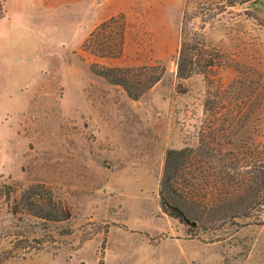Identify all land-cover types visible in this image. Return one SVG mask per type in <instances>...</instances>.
<instances>
[{"label":"rangeland","instance_id":"1","mask_svg":"<svg viewBox=\"0 0 264 264\" xmlns=\"http://www.w3.org/2000/svg\"><path fill=\"white\" fill-rule=\"evenodd\" d=\"M232 1L10 3L29 35L0 67V264H264V207L249 203L264 176V0ZM112 17L123 52L101 57L118 25L84 44ZM183 20L194 65L182 79ZM145 66L162 78L136 100L101 75ZM187 148L184 222L160 190L167 152ZM37 184L68 220L25 209Z\"/></svg>","mask_w":264,"mask_h":264},{"label":"trees","instance_id":"2","mask_svg":"<svg viewBox=\"0 0 264 264\" xmlns=\"http://www.w3.org/2000/svg\"><path fill=\"white\" fill-rule=\"evenodd\" d=\"M253 0H233L228 6H235L236 4L242 5L244 3ZM4 2L5 0H0V18L4 16ZM122 18V17H119ZM118 25L119 28L114 35H111L110 39L106 44L98 43L96 51H100L98 56L101 57H118L123 52L124 39H125V25L119 22L118 17H112L109 20L104 21L96 31H94L89 39L86 40L84 46L90 44V40H93L99 34V31L108 29L110 27ZM190 33L188 32L185 20L182 22V47L179 52V62H178V77L187 78L193 71V59L190 56V44L188 42ZM95 50V48H94ZM158 67L155 66H145L141 68H115L106 69L102 72V76L108 79L112 84L121 85L128 92L129 96L136 100L156 85L162 78V74L156 72ZM164 68L161 69V71ZM193 149H183V150H169L166 156V162L164 167V174L161 181L160 198L162 209L165 213L169 214L171 217L179 219L184 222H188L190 219L189 211H187L188 205L186 202V196L184 192L181 191L180 187V176L181 171L184 169L185 165L189 164L192 156ZM262 171V170H261ZM264 171V170H263ZM262 171V172H263ZM230 181L235 182L237 179L234 176H230ZM264 189V176L263 182L259 185V188L253 189L255 201H250L249 203L254 206L255 209L260 208L261 211L264 207V195L259 196L260 190ZM43 192L47 195V200L44 201V205L47 206V210H42L40 201L35 202L33 199L40 197L44 199ZM49 195V196H48ZM229 199L222 200V205L227 206ZM21 204L26 207L27 211L33 212L35 216L49 221H64L71 217L70 211L61 208V206L53 200L51 191L44 185L37 184L30 186L23 194L21 198Z\"/></svg>","mask_w":264,"mask_h":264},{"label":"crops","instance_id":"3","mask_svg":"<svg viewBox=\"0 0 264 264\" xmlns=\"http://www.w3.org/2000/svg\"><path fill=\"white\" fill-rule=\"evenodd\" d=\"M17 1L19 0H10V2L7 3L8 8L6 10V17L0 19V67L3 66L4 47L9 49L8 56H13L14 49L18 51L21 47L25 48V37L29 35L24 21L22 22L18 18L17 14L14 13V9L10 7L14 2ZM58 1L61 2V0ZM17 51L15 53H17Z\"/></svg>","mask_w":264,"mask_h":264}]
</instances>
